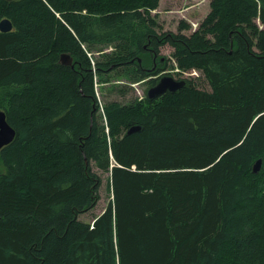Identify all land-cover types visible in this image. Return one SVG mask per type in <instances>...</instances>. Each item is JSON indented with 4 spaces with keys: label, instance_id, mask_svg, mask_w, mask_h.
<instances>
[{
    "label": "trees",
    "instance_id": "trees-1",
    "mask_svg": "<svg viewBox=\"0 0 264 264\" xmlns=\"http://www.w3.org/2000/svg\"><path fill=\"white\" fill-rule=\"evenodd\" d=\"M159 1L0 2V264H264V0H211L188 36L155 32ZM166 44L209 90L99 104L95 75L147 80Z\"/></svg>",
    "mask_w": 264,
    "mask_h": 264
},
{
    "label": "rangeland",
    "instance_id": "rangeland-1",
    "mask_svg": "<svg viewBox=\"0 0 264 264\" xmlns=\"http://www.w3.org/2000/svg\"><path fill=\"white\" fill-rule=\"evenodd\" d=\"M210 1L211 0H160L158 7L150 12V16L154 18L157 24L155 32L158 34L170 32L174 34H183L185 36L190 35L198 29L200 23L209 13ZM181 22L188 24L189 27L180 28ZM255 23L260 29L263 28L257 19ZM111 50L112 46H98L92 52L94 55L89 56L88 54V56L90 58L92 57L93 61L102 60L104 59L103 54L109 53ZM172 54L173 48L171 46L165 45L161 48L160 55L168 59V67L164 71L165 74H170L175 79H191L197 88L209 90V85L204 79L203 74L194 69L180 71ZM184 72H188V75ZM103 78H106V80H102L96 75L94 77L96 96L99 104L102 106L109 101L127 104L133 100H139L145 96L149 89L147 80H130L127 77L115 75V71L105 75ZM121 88H125V93L120 92ZM100 113L102 114V111H99V114ZM104 122L105 119H103V123ZM97 173L101 177V187L99 189L100 199L94 209L79 217L80 220L85 222H91L92 217L102 212L110 196L106 187L109 174L98 170Z\"/></svg>",
    "mask_w": 264,
    "mask_h": 264
},
{
    "label": "water",
    "instance_id": "water-1",
    "mask_svg": "<svg viewBox=\"0 0 264 264\" xmlns=\"http://www.w3.org/2000/svg\"><path fill=\"white\" fill-rule=\"evenodd\" d=\"M12 28V24L8 19H3L0 22L1 31L8 32ZM138 64H141V58L137 59ZM59 63L65 66L73 67V59L67 53L60 54ZM186 84L185 79H175L172 76H162L155 85L151 86L147 92L146 97L149 100L156 99L166 92L174 93ZM139 126L129 128L127 133L139 131ZM15 130L7 123L5 112L0 110V151L7 146L15 137ZM261 167V159H258L252 166L253 173H258Z\"/></svg>",
    "mask_w": 264,
    "mask_h": 264
},
{
    "label": "flooded vegetation",
    "instance_id": "flooded-vegetation-1",
    "mask_svg": "<svg viewBox=\"0 0 264 264\" xmlns=\"http://www.w3.org/2000/svg\"><path fill=\"white\" fill-rule=\"evenodd\" d=\"M20 0H0V2L6 3L8 5L18 3ZM3 19H7L6 17L1 16L0 22ZM9 20V19H8ZM10 21V20H9ZM12 24V23H11ZM0 33H6L5 31H1ZM167 45V44H166ZM165 46V45H163ZM163 46H159L157 49L152 45H145L143 47L144 51H146V57H148V60L150 62V66L145 69L147 73H150V75L147 77V83L149 84L150 88L151 86L155 85L159 78L165 74V70H162V65H166L168 67V60L167 57L161 56V48ZM197 70V69H194ZM198 71V70H197ZM185 81L189 83V81H192L191 79L185 78Z\"/></svg>",
    "mask_w": 264,
    "mask_h": 264
},
{
    "label": "built area",
    "instance_id": "built-area-1",
    "mask_svg": "<svg viewBox=\"0 0 264 264\" xmlns=\"http://www.w3.org/2000/svg\"><path fill=\"white\" fill-rule=\"evenodd\" d=\"M184 73H186L188 75V72H184Z\"/></svg>",
    "mask_w": 264,
    "mask_h": 264
}]
</instances>
